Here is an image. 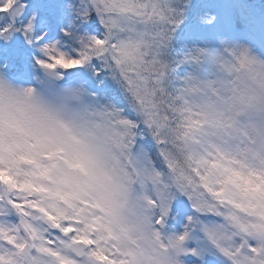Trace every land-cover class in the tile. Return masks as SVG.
<instances>
[{
	"label": "snow or ice",
	"instance_id": "obj_1",
	"mask_svg": "<svg viewBox=\"0 0 264 264\" xmlns=\"http://www.w3.org/2000/svg\"><path fill=\"white\" fill-rule=\"evenodd\" d=\"M188 4L78 0L68 5L74 19L57 39L50 25L62 6L53 0H0V56L21 60L32 50L34 66L59 72L57 79L77 68L96 78L87 82L91 122L102 146L99 158L84 159L92 194L55 214L42 199L12 195L19 186L11 177L4 181L0 244L18 260L0 256V264H133L125 259L132 251L118 246L127 228L118 235L113 225L135 197L157 212L159 227L177 196L193 210L182 231L169 237L177 255L194 257L196 264H205L206 256L215 258L211 264H264V151L255 149L264 143V124L249 117L264 101L248 94L239 75L256 61L235 45L173 55V34ZM93 17L98 27L79 28ZM229 54L235 63L226 59ZM201 57L219 69L214 77L176 74L181 65H200ZM59 159L67 163V157ZM137 185L153 195H136Z\"/></svg>",
	"mask_w": 264,
	"mask_h": 264
},
{
	"label": "clouds",
	"instance_id": "obj_2",
	"mask_svg": "<svg viewBox=\"0 0 264 264\" xmlns=\"http://www.w3.org/2000/svg\"><path fill=\"white\" fill-rule=\"evenodd\" d=\"M212 18L210 13L205 12L199 19L202 23H210ZM220 43V49L193 45L188 51L203 48L218 52L228 47L222 40ZM240 48L247 49L248 55L256 61L250 69L241 70L242 82L250 96L264 101V58L246 47ZM200 59V65L189 64L192 71L185 75L212 78L219 72L206 57ZM226 59L235 63V57L230 54ZM205 64L211 66L209 75H201L198 71ZM33 73L31 81H20L12 78L0 65V194L7 198L4 181L11 177L19 186V190L12 195L28 200L42 199L55 214L57 209L77 203L78 198H87L86 193L92 194V189L88 187L92 182L91 173L86 171L84 159L99 158L102 146L91 122L94 105L87 80L57 79L59 72L35 66ZM249 117L253 122L264 124V103L250 111ZM255 149L264 151V143L258 142ZM62 156L67 157V163L59 159ZM249 163L259 166V161L255 159H250ZM101 166L110 171L108 162L101 161ZM253 180L259 183L255 178ZM248 187L251 191V186ZM261 190H264V184H261ZM145 194L153 195L150 189L137 185L136 195L142 197ZM156 216L157 212L151 206L134 197L113 225L118 235L122 227L127 228L120 235L118 246L122 250H131L134 256L125 259H132L133 264H174L175 261L196 264L195 259L189 260L176 254L169 237L177 231L166 228L167 217L164 224L157 227ZM145 217L148 218L147 223H143ZM157 231L161 234L159 239L154 235ZM52 235L55 238V234ZM13 251L0 244V256L18 260Z\"/></svg>",
	"mask_w": 264,
	"mask_h": 264
},
{
	"label": "rangeland",
	"instance_id": "obj_3",
	"mask_svg": "<svg viewBox=\"0 0 264 264\" xmlns=\"http://www.w3.org/2000/svg\"><path fill=\"white\" fill-rule=\"evenodd\" d=\"M75 4L78 0H72ZM63 2V0H61ZM214 25L207 31H200V47L207 46L209 49H220L223 41L224 46L246 47L264 58V18L254 15V13L241 0H220V7L214 13ZM46 33V32H45ZM34 66L31 61L30 68ZM210 65H202L198 71L201 75H209ZM70 73V72H68ZM33 72L27 74V78L20 81H31ZM74 74V73H73ZM67 77H64L65 79ZM176 201V200H175ZM184 209L177 208L173 216L174 223L171 229L180 231L185 223ZM189 247H195V240H190ZM187 259L194 260L195 258ZM214 257H205V264H211Z\"/></svg>",
	"mask_w": 264,
	"mask_h": 264
},
{
	"label": "trees",
	"instance_id": "obj_4",
	"mask_svg": "<svg viewBox=\"0 0 264 264\" xmlns=\"http://www.w3.org/2000/svg\"><path fill=\"white\" fill-rule=\"evenodd\" d=\"M53 2L58 7L62 6V8L60 9L58 16L56 18H53V20L51 21V34L60 37L61 34L59 29L61 27H66L68 22L74 19V14L72 13L68 5H74L75 3L72 0H63V2H61V0H53ZM247 2L252 5L258 13L264 12V0H257L256 2H254V0H247ZM216 8L217 0H190L184 14L183 21L176 28L173 34V39L171 42V51L173 55H182L183 53L187 52V49L192 46L198 38V35L195 31L197 29L207 28L212 23V20L210 23H202L199 18L202 17L205 12L210 13L213 17V11H215ZM37 27L42 31L44 28H47L49 30L48 27H41L39 25ZM95 27H98V22L95 20V17L85 22L84 24L79 25V28L82 30H91ZM1 60L3 63L6 64V67L8 69L16 68L18 66V62H16V60L15 63L12 62L14 61V59L1 56ZM183 66L186 67L187 71H184L185 73L183 72V74H181L180 70L182 71V68L185 69V67ZM189 71H192V68L189 66V64H185L181 65L177 69L176 74L179 76H183ZM69 72H78L81 74L82 78L87 81H95L96 79L95 77L93 78L92 74L87 69L77 68L69 70ZM96 87H101L99 82H97Z\"/></svg>",
	"mask_w": 264,
	"mask_h": 264
}]
</instances>
